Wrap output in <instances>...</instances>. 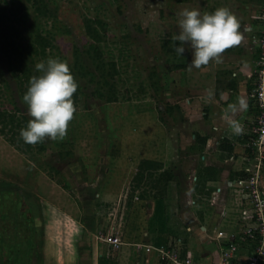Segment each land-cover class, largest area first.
Returning a JSON list of instances; mask_svg holds the SVG:
<instances>
[{
  "label": "rangeland",
  "instance_id": "rangeland-1",
  "mask_svg": "<svg viewBox=\"0 0 264 264\" xmlns=\"http://www.w3.org/2000/svg\"><path fill=\"white\" fill-rule=\"evenodd\" d=\"M37 1L0 0V113L19 109L32 119L24 96L17 92L19 73L9 67L5 55L10 50L6 42L14 41L10 27L20 30L22 45H31L35 35L50 43L43 51L35 47L36 53L27 58L33 76L42 75L35 68L39 62H67L78 83L77 111L66 137L46 138L42 151L21 140L11 145L9 132H0V264H92L95 252L119 264L122 257L123 264H136L140 258L156 256L144 245L124 244L127 239L119 224L135 232L143 222L149 228L140 204L144 198L140 199L151 191L134 180L135 167L153 156L152 120L159 118L158 106L168 105L166 97H182L175 94L176 82L169 74L177 64L189 70L192 50L177 41L186 49L184 59L166 51L180 32V13L196 9L211 14L226 7L247 36L256 31L248 30V12L253 21L260 2L254 0L245 13L246 0H40L47 10L40 16L33 12ZM83 19L101 23L97 45L106 65L114 66L112 79L101 78L86 53ZM204 67L188 71L191 85L199 86ZM211 70H218L214 61ZM109 98L115 101L107 102ZM159 119L169 132V117ZM164 157L170 159V154ZM242 208L248 213L247 203ZM109 232L120 239L117 249L100 238Z\"/></svg>",
  "mask_w": 264,
  "mask_h": 264
},
{
  "label": "crops",
  "instance_id": "crops-1",
  "mask_svg": "<svg viewBox=\"0 0 264 264\" xmlns=\"http://www.w3.org/2000/svg\"><path fill=\"white\" fill-rule=\"evenodd\" d=\"M253 1H245L243 12L247 13V10L251 9ZM248 13L249 23L251 22V25L247 23L248 30H251V27L256 29L255 21L251 20V12ZM255 32L248 31L249 34L243 36L244 39L239 46L223 53L224 60L217 64L218 70L212 72V62L204 67L199 86L191 85L186 64L173 66L175 70L170 72L169 76H173L176 82L175 94L182 93V97H166L169 102L168 105H164L166 109L160 106L157 108L159 118L169 117V132L165 131L159 118L155 122L152 120L155 141L150 150L153 156L143 158L141 161L153 162L161 168L155 174L171 170L174 179L167 183L165 191L161 193L155 192L145 183V179L142 180L139 185L145 184L151 192L141 197L140 200L143 198L144 200L140 204L146 209L145 221H148L154 206L151 197H162L167 218L162 231L168 234V240L165 247L159 248L172 246L176 240L181 241L177 251L180 261L186 254H191L193 260L197 262L216 261L220 245L226 241L216 240L215 234L239 233L241 226L250 216L243 212V204L246 206L247 202L245 203V197L237 183L247 175L246 171H249L253 164L252 156L245 149V143L252 137V121L256 114L254 101L249 97L253 88L252 71L257 59V52L251 43ZM185 56L187 55L182 56L183 59ZM180 78L182 80L179 82ZM209 90L214 92L211 100L207 95ZM238 98L245 99L248 104L246 111H238L233 116V119L243 126L241 134H235L223 118L228 105L237 103ZM164 111L167 113L162 114ZM142 118L144 120L146 116L143 115ZM176 152H180L179 155H174ZM169 154L170 159L164 157ZM145 173L143 172L144 176ZM192 176L195 178L194 182L190 180ZM260 178L264 184V166ZM214 192L213 203H209L210 194ZM119 225L127 239L124 244L152 247L150 242L152 230L150 227L146 228L144 222L143 226L136 227V232L134 229L130 231L127 224V227L121 222ZM79 228L83 226L79 224ZM133 232L135 235H132ZM249 247L251 248V245ZM249 247L238 249L236 260L240 264L245 263L250 255L252 250ZM155 254L156 256L152 254L151 258L148 256L146 260L138 259L136 264L169 263ZM93 258L92 264H119L113 259H105L101 253L95 252ZM123 260L125 261V257L120 260L121 264Z\"/></svg>",
  "mask_w": 264,
  "mask_h": 264
},
{
  "label": "clouds",
  "instance_id": "clouds-1",
  "mask_svg": "<svg viewBox=\"0 0 264 264\" xmlns=\"http://www.w3.org/2000/svg\"><path fill=\"white\" fill-rule=\"evenodd\" d=\"M180 17V32L172 39L181 45L190 46L192 59L189 70L193 67L200 69L212 61L222 63L223 53L239 46L244 39L238 18L226 7L218 8L211 14L184 9ZM174 50L178 57H182L186 51L183 46L175 47ZM35 68L42 75L30 78V86L23 97L32 119L25 129L20 130L23 141L33 146L46 138L56 141L66 137L69 124L77 111L73 95L78 89L69 65L59 58H49L46 63L39 62ZM207 95L211 100L214 92L209 90ZM247 108V101L238 98V102L229 104L225 111L223 118L235 134H241L243 126L233 116Z\"/></svg>",
  "mask_w": 264,
  "mask_h": 264
},
{
  "label": "built area",
  "instance_id": "built-area-1",
  "mask_svg": "<svg viewBox=\"0 0 264 264\" xmlns=\"http://www.w3.org/2000/svg\"><path fill=\"white\" fill-rule=\"evenodd\" d=\"M253 20L256 24V32L252 37V43L257 52V59L252 71L253 88L249 97L254 101L256 114L252 121V137L245 143V149L252 156L253 164L247 171V175L237 183L247 202L250 216L241 226L239 233L217 232L215 234L216 240L225 239L226 241L225 244L220 245L216 261L197 262L193 260L191 254H186L180 261L177 252L181 246L179 240L167 248L156 249L144 245L146 252H155L161 260H167L172 264H240L236 260L238 249L250 245L251 248H249L252 251L243 264H264V188L260 178L261 164L264 163V0H260L259 9L253 16ZM190 180L194 182L195 178L192 176ZM212 194L215 192L210 194L209 203H213ZM100 238L111 249H117L121 245L119 237L112 232Z\"/></svg>",
  "mask_w": 264,
  "mask_h": 264
},
{
  "label": "trees",
  "instance_id": "trees-1",
  "mask_svg": "<svg viewBox=\"0 0 264 264\" xmlns=\"http://www.w3.org/2000/svg\"><path fill=\"white\" fill-rule=\"evenodd\" d=\"M256 2L258 4L260 0H256ZM32 7L35 14L45 16L47 13L46 7L41 3L40 0H38L36 4L32 3ZM14 21H16L17 23H20V21L23 22V20L19 17H14ZM81 26L84 30V35L87 38V41L85 43L87 50L86 53L90 54V60L94 64L95 70L99 72L101 78L105 80L106 78L112 79L115 75L114 66L111 63H109L108 66L106 65V63L102 59L101 52L97 45L101 40L97 27L101 26V23L92 19H83L81 20ZM9 31L11 37L14 38V41L6 42L10 50L5 53V55L9 67H13L14 71H17L19 73L18 80L16 81V83L18 84L17 92L21 96H24L27 92L28 87L30 86V78L33 76L29 67L27 66V58L32 53H36L35 47L43 51L45 49V43L48 46L50 45V43L46 42V39L42 38L40 35H35L31 40V45H29L28 43L22 45V43L19 41L22 38L20 30L14 27H10ZM170 45H172V48L170 47L166 49V51L175 53V50H173V48L175 49V47L178 46V42H172ZM72 54L75 56V60H77L78 57L76 56V54L74 52H72ZM77 68H80V66H77ZM78 90L73 95L74 102L77 100V95L79 94ZM114 101V98L107 99V102ZM20 113L22 112L19 111V109H15L14 113L12 114L0 113V125L2 127L0 132L2 133L4 130H6L7 133L9 132L11 138L8 139L7 137V141L9 140V143L11 145L16 144L17 140L23 141V139L20 137V130L25 129L29 122L27 118ZM14 137H17L16 140H12ZM24 144L27 145V147L32 146L30 144ZM35 146L38 147L39 151H42L44 149V145L42 142L37 143ZM160 169L161 168H159L153 162L141 161L137 166L134 180L137 182H141L145 179V183H147L150 188H153L155 192H159V189V193H161V191L164 192L167 183L173 180L174 177L171 170H164L159 172L158 174H155V172ZM143 172H146L145 176L143 175ZM151 199L154 202V206L153 213L148 219V225L152 230V235H150V242L153 248L165 247L168 240V234H164L162 231L164 228L163 226L165 225V220L167 219L164 213L163 199L162 197L158 196H152Z\"/></svg>",
  "mask_w": 264,
  "mask_h": 264
}]
</instances>
